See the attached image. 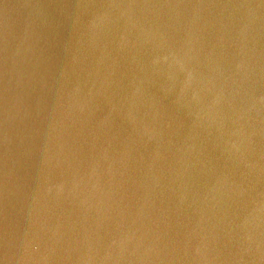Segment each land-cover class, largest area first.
<instances>
[{
  "label": "water",
  "instance_id": "95a60500",
  "mask_svg": "<svg viewBox=\"0 0 264 264\" xmlns=\"http://www.w3.org/2000/svg\"><path fill=\"white\" fill-rule=\"evenodd\" d=\"M0 264H264V0H0Z\"/></svg>",
  "mask_w": 264,
  "mask_h": 264
}]
</instances>
